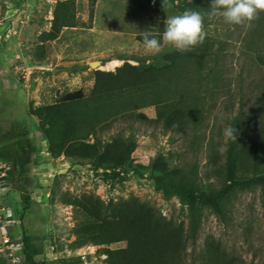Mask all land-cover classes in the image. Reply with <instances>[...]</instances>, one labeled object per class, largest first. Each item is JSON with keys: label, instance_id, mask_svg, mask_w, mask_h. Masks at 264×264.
<instances>
[{"label": "rangeland", "instance_id": "rangeland-1", "mask_svg": "<svg viewBox=\"0 0 264 264\" xmlns=\"http://www.w3.org/2000/svg\"><path fill=\"white\" fill-rule=\"evenodd\" d=\"M195 3L0 0V264H26L23 235L40 250L42 264H107L105 250L127 246L122 241L79 247L75 229L88 219L66 204L70 198L93 196L104 204L135 199L187 231L191 210L156 185L158 170L172 168L176 178L188 175L205 190L222 186L224 129L238 113L252 123L264 117V11L250 26L205 16L199 46L206 49L194 51L206 56L198 76L192 65L174 91L183 99L156 105L153 84L101 76L128 64L152 65L143 32L160 37L167 15ZM167 51L177 50L166 45L161 52ZM113 61L120 64L109 65ZM78 90L82 100H64ZM192 107L195 120L186 131L157 121ZM116 138L135 148L127 164L110 169L101 162ZM252 176L224 217L202 212L185 264H264V185L255 182L264 170ZM7 237L20 247L11 249Z\"/></svg>", "mask_w": 264, "mask_h": 264}, {"label": "trees", "instance_id": "trees-1", "mask_svg": "<svg viewBox=\"0 0 264 264\" xmlns=\"http://www.w3.org/2000/svg\"><path fill=\"white\" fill-rule=\"evenodd\" d=\"M196 1L195 4H187L183 11L191 9L206 13L204 10L209 5L208 1ZM140 39L142 40V37ZM200 47L198 44L186 52H161L154 55V63L146 69L128 64L116 74L101 73V76L111 75L113 81L126 83L130 81L135 86L141 83L153 84L158 90L156 105H163L184 98L180 92L175 94L174 91L178 87L181 88L180 83L183 79H188L186 76L190 74L189 68L192 65L198 67L194 73L198 76L202 60L206 56L194 51L206 49ZM261 84L263 90L261 98L264 100V80ZM242 90L243 88L240 90V101L243 103L245 97ZM186 93L188 94L187 91ZM83 98V91L78 90L66 95L64 100L73 102ZM241 108H244L243 104ZM195 111V107L189 110H172L157 121H163L167 127L173 125L178 130L186 131L188 122L192 123L195 120ZM242 115L244 114L238 113L230 121V127L235 129L234 138L228 137L224 181L219 189L205 190L194 179L187 177L188 175L176 178L173 169L166 166L158 170L159 174L155 176V183L159 188L177 196L189 206L190 226L187 231L183 226L167 221L153 208L135 199L104 204L99 198L83 195L65 201L88 219L75 229L79 247L89 244L111 245L126 241L125 248L105 250L108 256L107 264H185L188 242L195 241L200 231L202 212L210 209L219 217H224L231 208L233 197L252 179V173L255 170H264V117L261 121L252 123L244 121ZM134 148H130L121 138H116L113 144L105 149V155L99 156L103 158L101 164L110 169L121 167L128 163ZM90 149L91 154H98L94 148ZM67 155L70 156L69 153ZM95 168H98V165H95ZM116 175V172L112 174L113 177ZM255 182L263 187L264 176L255 178ZM22 243L25 263L42 264L38 260L40 250L31 237L23 235Z\"/></svg>", "mask_w": 264, "mask_h": 264}, {"label": "clouds", "instance_id": "clouds-1", "mask_svg": "<svg viewBox=\"0 0 264 264\" xmlns=\"http://www.w3.org/2000/svg\"><path fill=\"white\" fill-rule=\"evenodd\" d=\"M155 3V0H153ZM211 10L205 14L186 9L180 14L167 15L164 30L159 38L144 31L142 36L143 48L147 53L156 55L164 47L170 46L179 52L190 51L202 43L206 33L203 30L205 16H219L226 24L250 26L251 22L264 11V0H210ZM235 129L226 127L224 134L234 138Z\"/></svg>", "mask_w": 264, "mask_h": 264}, {"label": "built area", "instance_id": "built-area-1", "mask_svg": "<svg viewBox=\"0 0 264 264\" xmlns=\"http://www.w3.org/2000/svg\"><path fill=\"white\" fill-rule=\"evenodd\" d=\"M4 240H5V242H4L5 244H9V243H11V249H13V250H16V248H15L16 246H17V247H20V243H16V244L13 245V244H12V243H13L12 240H11V242H10V238H8V237L5 238Z\"/></svg>", "mask_w": 264, "mask_h": 264}, {"label": "bare ground", "instance_id": "bare-ground-1", "mask_svg": "<svg viewBox=\"0 0 264 264\" xmlns=\"http://www.w3.org/2000/svg\"><path fill=\"white\" fill-rule=\"evenodd\" d=\"M117 64H119V63L117 61H115V62H113V63H111L109 65H111V66H117Z\"/></svg>", "mask_w": 264, "mask_h": 264}, {"label": "crops", "instance_id": "crops-1", "mask_svg": "<svg viewBox=\"0 0 264 264\" xmlns=\"http://www.w3.org/2000/svg\"><path fill=\"white\" fill-rule=\"evenodd\" d=\"M113 62H115V61H113ZM113 62H111V63H113ZM117 62L120 64V61H117ZM111 63H110V64H111ZM119 64H117V65H119Z\"/></svg>", "mask_w": 264, "mask_h": 264}]
</instances>
